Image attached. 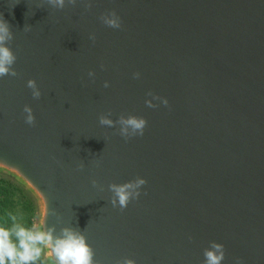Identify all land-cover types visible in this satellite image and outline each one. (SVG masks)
Returning a JSON list of instances; mask_svg holds the SVG:
<instances>
[{"label": "water", "instance_id": "obj_1", "mask_svg": "<svg viewBox=\"0 0 264 264\" xmlns=\"http://www.w3.org/2000/svg\"><path fill=\"white\" fill-rule=\"evenodd\" d=\"M0 16L17 73L0 78V176L35 200V232H79L96 264H264V0H0ZM129 117L142 136L121 134ZM138 179L114 206L110 186Z\"/></svg>", "mask_w": 264, "mask_h": 264}, {"label": "clouds", "instance_id": "obj_2", "mask_svg": "<svg viewBox=\"0 0 264 264\" xmlns=\"http://www.w3.org/2000/svg\"><path fill=\"white\" fill-rule=\"evenodd\" d=\"M56 6L63 7L64 0H49ZM107 23L112 27H119L116 20H109ZM12 38L9 24L0 16V78L4 76H16V71L12 65L16 61V55L9 48L4 46L7 40ZM27 87L33 89V97L38 98L40 93L36 91L35 81H27ZM23 111L27 113L25 123L29 125L35 124V117L32 114V109L25 105ZM102 124L111 125L112 121L101 118ZM121 124L125 125L121 129V134L127 136L128 127L133 130V135L142 136L147 126V121L143 118L129 117L121 118ZM146 181L138 179L135 182H129L123 185H111V189L115 194L112 203L117 204L121 209L127 207L134 192ZM138 196L139 193L135 192ZM15 236L18 243L13 242L12 237ZM40 245H44L42 249ZM217 250L220 245H213ZM44 250H49L52 253L55 264H96L94 261V251L86 242L85 236L72 229L65 228L62 230V236L54 238L52 230L33 232L19 225H13L12 228H6L0 224V264H34L41 257ZM206 264H220L223 259V253L219 255L211 250L205 251ZM124 264H134L132 260H125Z\"/></svg>", "mask_w": 264, "mask_h": 264}, {"label": "trees", "instance_id": "obj_3", "mask_svg": "<svg viewBox=\"0 0 264 264\" xmlns=\"http://www.w3.org/2000/svg\"><path fill=\"white\" fill-rule=\"evenodd\" d=\"M34 206L33 197L21 185L8 177H0V224L9 229L19 225L32 231ZM12 239L18 243L15 236Z\"/></svg>", "mask_w": 264, "mask_h": 264}, {"label": "rangeland", "instance_id": "obj_4", "mask_svg": "<svg viewBox=\"0 0 264 264\" xmlns=\"http://www.w3.org/2000/svg\"><path fill=\"white\" fill-rule=\"evenodd\" d=\"M0 177H2V176H0ZM34 210H35V218L33 219V232H35V225H36V217H37V205H36V202H35V200H34ZM40 247L43 249V245H40ZM34 264H47L46 263V259H45V253H44V251L42 252V254H41V257L38 259V260H36L35 262H34Z\"/></svg>", "mask_w": 264, "mask_h": 264}]
</instances>
